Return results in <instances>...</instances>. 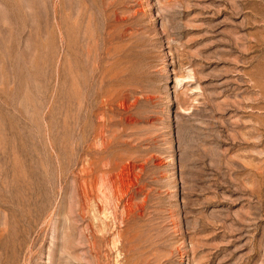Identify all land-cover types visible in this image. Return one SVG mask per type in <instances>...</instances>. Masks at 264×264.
<instances>
[{
	"label": "rangeland",
	"instance_id": "374dc122",
	"mask_svg": "<svg viewBox=\"0 0 264 264\" xmlns=\"http://www.w3.org/2000/svg\"><path fill=\"white\" fill-rule=\"evenodd\" d=\"M0 264H264V0H0Z\"/></svg>",
	"mask_w": 264,
	"mask_h": 264
}]
</instances>
